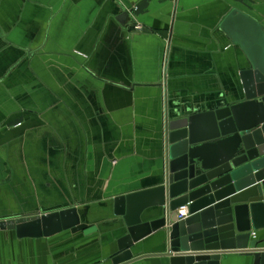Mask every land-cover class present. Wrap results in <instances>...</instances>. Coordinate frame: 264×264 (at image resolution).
Masks as SVG:
<instances>
[{
    "label": "crops",
    "instance_id": "obj_1",
    "mask_svg": "<svg viewBox=\"0 0 264 264\" xmlns=\"http://www.w3.org/2000/svg\"><path fill=\"white\" fill-rule=\"evenodd\" d=\"M248 22L264 37V0H0V222L77 209L98 229L0 230V264H112L127 234L115 199L164 184L166 119L245 102Z\"/></svg>",
    "mask_w": 264,
    "mask_h": 264
},
{
    "label": "water",
    "instance_id": "obj_2",
    "mask_svg": "<svg viewBox=\"0 0 264 264\" xmlns=\"http://www.w3.org/2000/svg\"><path fill=\"white\" fill-rule=\"evenodd\" d=\"M248 25L252 48L236 36L252 64L240 75L245 102L166 119L164 184L115 199V216L123 218L127 234L118 241L112 264L146 258L220 264L231 255L264 264V248L251 241L253 231L264 230V37L259 25ZM184 206L189 217L180 221L176 213ZM0 230L15 232L18 239H43L98 229L82 224L78 210L69 209L2 221ZM152 236L160 252L135 257L134 247Z\"/></svg>",
    "mask_w": 264,
    "mask_h": 264
},
{
    "label": "built area",
    "instance_id": "obj_3",
    "mask_svg": "<svg viewBox=\"0 0 264 264\" xmlns=\"http://www.w3.org/2000/svg\"><path fill=\"white\" fill-rule=\"evenodd\" d=\"M131 28L133 29V31L135 32H145L147 31V28L145 26H143L142 24H140L138 21H136L134 19V21L131 23ZM189 214V209L188 207L181 208L178 210L177 215H178V220H185L188 217ZM253 238H256V233L252 234Z\"/></svg>",
    "mask_w": 264,
    "mask_h": 264
}]
</instances>
